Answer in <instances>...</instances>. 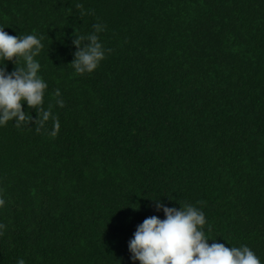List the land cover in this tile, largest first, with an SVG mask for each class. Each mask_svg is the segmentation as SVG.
Here are the masks:
<instances>
[{"label":"trees","instance_id":"obj_1","mask_svg":"<svg viewBox=\"0 0 264 264\" xmlns=\"http://www.w3.org/2000/svg\"><path fill=\"white\" fill-rule=\"evenodd\" d=\"M94 25L108 51L77 74ZM0 26L41 38L53 117L0 127V264H130L154 201L264 264V0H0Z\"/></svg>","mask_w":264,"mask_h":264},{"label":"clouds","instance_id":"obj_2","mask_svg":"<svg viewBox=\"0 0 264 264\" xmlns=\"http://www.w3.org/2000/svg\"><path fill=\"white\" fill-rule=\"evenodd\" d=\"M76 7L82 5L77 4ZM93 27V33L74 35L72 39L76 51L71 65L77 74L95 71L108 51L98 35L103 27ZM4 29L0 26V127L10 121L19 127L30 122L36 124L37 120L42 127L44 122L53 118L50 109L43 108L47 84L38 74L41 65L35 59L44 44L36 35L13 36ZM8 62L14 65L11 72L6 68ZM17 62H22L21 66L17 67ZM56 96H60L59 90ZM56 103L63 107L62 100L58 99ZM22 105L39 111V118L36 115L32 121L29 112L22 110ZM4 203L0 198V207ZM154 203L156 212L163 213V219L152 215L136 226L127 243L130 264H261L260 258L248 246L228 247L217 239L209 238L204 230L205 214L192 204L167 207L160 201ZM131 207L133 211H139L140 205L137 203ZM3 227L0 224V229Z\"/></svg>","mask_w":264,"mask_h":264}]
</instances>
